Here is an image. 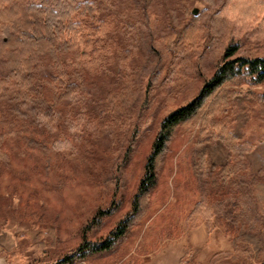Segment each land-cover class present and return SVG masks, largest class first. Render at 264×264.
Returning a JSON list of instances; mask_svg holds the SVG:
<instances>
[{"label": "rangeland", "instance_id": "1", "mask_svg": "<svg viewBox=\"0 0 264 264\" xmlns=\"http://www.w3.org/2000/svg\"><path fill=\"white\" fill-rule=\"evenodd\" d=\"M87 1L114 26L117 51L106 73L80 87L81 127L47 130L35 122L29 103L0 100V264L53 262L76 251L83 238L103 239L119 220L133 215L132 199L160 120L212 76L230 39L225 28L215 29L214 13L225 0ZM198 15L193 39L179 42ZM245 41L238 55H264V45ZM3 42L0 33V79L9 74ZM227 88L248 90L252 100L229 106L218 119L230 129L241 119L243 140L264 146V103L257 100L263 88L246 83ZM199 131V122L178 128L157 166L154 191L115 249L74 264H257L264 259L235 252L220 217L211 232L204 221L196 227L187 222L202 197L192 169ZM97 210L112 213L84 234ZM39 242L45 244L43 253L34 252Z\"/></svg>", "mask_w": 264, "mask_h": 264}, {"label": "trees", "instance_id": "2", "mask_svg": "<svg viewBox=\"0 0 264 264\" xmlns=\"http://www.w3.org/2000/svg\"><path fill=\"white\" fill-rule=\"evenodd\" d=\"M214 16L215 29L225 28L230 36L222 62L195 95L160 120L132 199L134 214L119 220L103 239L83 238L76 251L40 264H74L88 255L114 250L154 191L157 166L176 131L195 122L200 123V138L194 142L197 148L192 169L202 197L187 216V222L196 227L204 221L211 232L215 218L220 217L231 234L235 252L246 257H264V146L256 147L243 140L241 119L230 129L217 117L233 104L252 100L250 91L227 86L246 83L262 87L257 100L264 103V55H238L241 39L264 45V0H225ZM200 19L199 15L192 17L184 28L189 35L182 33L179 42L193 39ZM110 25L99 16L92 1L0 0V33L4 40L1 50L9 67V74L0 79V100L29 103L35 122L47 130L62 124L74 125L78 130L84 116L80 87L93 76L106 73L116 56V31ZM3 142L0 137V156ZM245 171L243 177L240 173ZM111 213L97 210L89 226L83 227L84 234L99 227L102 218ZM50 228L56 237L57 229ZM34 247V252L43 253L46 249L43 242ZM257 264H264V259Z\"/></svg>", "mask_w": 264, "mask_h": 264}, {"label": "water", "instance_id": "3", "mask_svg": "<svg viewBox=\"0 0 264 264\" xmlns=\"http://www.w3.org/2000/svg\"><path fill=\"white\" fill-rule=\"evenodd\" d=\"M193 14H196V10L193 11Z\"/></svg>", "mask_w": 264, "mask_h": 264}]
</instances>
